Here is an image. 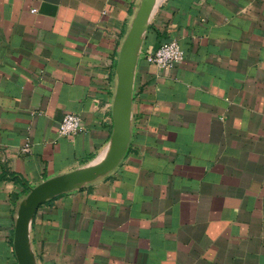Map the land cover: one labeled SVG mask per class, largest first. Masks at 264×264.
<instances>
[{
    "label": "crops",
    "instance_id": "0c3cea01",
    "mask_svg": "<svg viewBox=\"0 0 264 264\" xmlns=\"http://www.w3.org/2000/svg\"><path fill=\"white\" fill-rule=\"evenodd\" d=\"M138 2L0 0V264L29 186L104 151ZM168 38L184 57L160 67ZM131 109L120 162L38 205V263L264 264V0H160ZM67 111L83 128L59 135Z\"/></svg>",
    "mask_w": 264,
    "mask_h": 264
},
{
    "label": "water",
    "instance_id": "95a60500",
    "mask_svg": "<svg viewBox=\"0 0 264 264\" xmlns=\"http://www.w3.org/2000/svg\"><path fill=\"white\" fill-rule=\"evenodd\" d=\"M160 0H139L118 52L116 84L111 104L113 125L104 151L92 160L46 177L20 198L13 232L14 264H39L35 256L30 226L38 205L55 195L79 188L113 169L124 156L131 135L132 91L135 67L151 15Z\"/></svg>",
    "mask_w": 264,
    "mask_h": 264
},
{
    "label": "built area",
    "instance_id": "2783aa9c",
    "mask_svg": "<svg viewBox=\"0 0 264 264\" xmlns=\"http://www.w3.org/2000/svg\"><path fill=\"white\" fill-rule=\"evenodd\" d=\"M184 51L175 38L163 40L160 45L147 58L150 62L155 63L160 67H171L175 63L182 60ZM83 128V123L80 116L72 111H67L63 114L58 125L59 135H72ZM22 150L28 149V143L21 147Z\"/></svg>",
    "mask_w": 264,
    "mask_h": 264
}]
</instances>
